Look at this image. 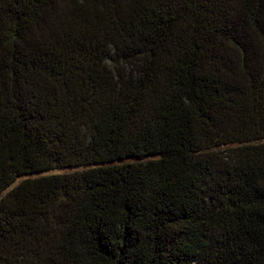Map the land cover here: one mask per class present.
I'll list each match as a JSON object with an SVG mask.
<instances>
[{
    "label": "trees",
    "instance_id": "trees-1",
    "mask_svg": "<svg viewBox=\"0 0 264 264\" xmlns=\"http://www.w3.org/2000/svg\"><path fill=\"white\" fill-rule=\"evenodd\" d=\"M0 264H264V0H0Z\"/></svg>",
    "mask_w": 264,
    "mask_h": 264
}]
</instances>
